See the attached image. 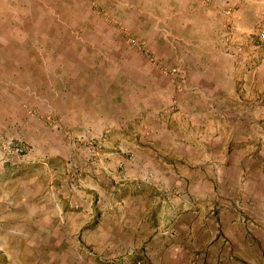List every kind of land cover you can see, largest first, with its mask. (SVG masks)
<instances>
[{"label":"crops","instance_id":"obj_1","mask_svg":"<svg viewBox=\"0 0 264 264\" xmlns=\"http://www.w3.org/2000/svg\"><path fill=\"white\" fill-rule=\"evenodd\" d=\"M111 1L170 70L183 58L168 35L186 34L181 88L92 0H0V254L18 255L8 242L43 219L63 235L91 224L111 236L120 211L140 248L157 239L166 252L159 227L174 212L186 228L172 234L175 246L197 233L213 259L239 264L254 255L251 241H264V48L208 53L214 33L251 45L264 0ZM6 140L27 146L21 162L6 159Z\"/></svg>","mask_w":264,"mask_h":264},{"label":"rangeland","instance_id":"obj_2","mask_svg":"<svg viewBox=\"0 0 264 264\" xmlns=\"http://www.w3.org/2000/svg\"><path fill=\"white\" fill-rule=\"evenodd\" d=\"M209 1L211 0H205V2ZM111 2V0H92V6L93 9L98 10V15L106 23L114 25L119 30L121 38L126 45L138 50L144 58L157 65H161V70L172 78L175 87L179 89L180 86L181 88L185 79L188 78V68L183 59H186V53L190 52V46L192 45V42L188 40L186 34L178 32L175 33V35L174 33L168 35L171 40V45H169L171 51L176 54L178 59L183 58L181 64L176 65L174 69L170 70L166 65L160 64L163 62H161V59L154 49L149 47L143 39L139 38L137 34L127 26L122 18L120 19L117 17V13L111 12L109 10L110 8L108 9L107 4ZM114 2H117V0H114ZM126 2L127 0H119L120 4H125ZM129 4L134 3L129 1ZM188 4L190 5V3ZM230 6L231 7L226 6V8L221 7V10L230 13L234 5ZM259 20L260 22L256 24L255 33H250V35L253 36V43H251V45L248 46V44H245L247 39L243 42L244 37H242V34L229 33L221 35L214 33V38L210 37L211 45L209 48L211 49L210 54L213 53V55L208 53V56L226 59L230 56H235L234 48L237 47L249 49L252 45H255L264 48V40L260 37V33L264 31V17L259 18ZM154 30L158 31V29ZM240 42L242 43L241 45H239ZM242 48L239 53L241 58H243V56H250L249 53H247L246 50H242ZM198 51L206 54L209 50L203 49ZM242 52H246L247 54H243ZM238 57H236V60ZM181 75L183 76L181 77ZM125 197L126 193H119L120 199ZM124 204L125 203L122 201V203L112 206V209L107 210V213L118 211L119 208L124 207ZM131 204L133 203L131 202ZM217 209L216 206L206 208V216L208 214L209 217H215V215H217ZM238 210L241 211V209ZM120 212L118 215L119 222L124 223L126 217ZM177 217V214L175 215L174 212H168L164 215L165 225L161 224V227H159L158 224L156 225V227L162 229V233L166 231V234L163 236L168 237L164 242L167 241L169 246H172L171 248L166 246V252H162L158 245V242L161 243L162 241H158L157 239L153 242L149 241L147 248H140V241L134 240L132 234L128 231L129 227L127 228L126 225L121 226L118 221L112 227L113 232L111 236L109 233H104L99 236L98 226L97 230H93L96 226H92L91 224L81 230L80 233L71 230L70 234L65 233L63 235L59 233L63 226L50 224L43 219V222L38 225L24 226L23 240L8 242L9 247H16V251L19 250V254L13 257H2L0 254V264H227L225 260H221L220 258L213 259L208 253V247L211 246L212 242L207 237L206 240H203L202 238L204 237L198 236L197 233H195L192 238V240H194V237H196L192 246L188 248H183L185 245L180 247L175 246L179 242L178 240L172 239L174 238L172 234L178 237L182 230L181 227L177 225V220H179ZM246 220L245 218L244 221ZM106 229H110L109 226H104V230ZM182 232H186L185 227ZM200 235H202V233ZM63 236L64 239H62ZM184 242H186V240ZM251 243L254 249L256 248L254 255L251 253L244 255V258H241L239 264H257V257H259L264 264V241L255 240L251 241ZM194 244L196 245L195 247Z\"/></svg>","mask_w":264,"mask_h":264},{"label":"built area","instance_id":"obj_3","mask_svg":"<svg viewBox=\"0 0 264 264\" xmlns=\"http://www.w3.org/2000/svg\"><path fill=\"white\" fill-rule=\"evenodd\" d=\"M260 37L264 40V31L260 33ZM5 157L11 162H21L27 154V146L21 142L6 140L3 144Z\"/></svg>","mask_w":264,"mask_h":264}]
</instances>
